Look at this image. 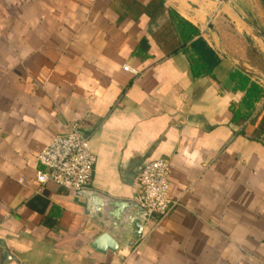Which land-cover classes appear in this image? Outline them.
Masks as SVG:
<instances>
[{
    "label": "crops",
    "instance_id": "0c3cea01",
    "mask_svg": "<svg viewBox=\"0 0 264 264\" xmlns=\"http://www.w3.org/2000/svg\"><path fill=\"white\" fill-rule=\"evenodd\" d=\"M247 20L264 30V0H0V264H264V95L250 115L231 78L264 88ZM200 37L210 75L193 72ZM74 124L108 196L135 200L143 168L169 160L181 205L133 246L94 250L85 198L36 181Z\"/></svg>",
    "mask_w": 264,
    "mask_h": 264
},
{
    "label": "built area",
    "instance_id": "2783aa9c",
    "mask_svg": "<svg viewBox=\"0 0 264 264\" xmlns=\"http://www.w3.org/2000/svg\"><path fill=\"white\" fill-rule=\"evenodd\" d=\"M124 69L133 74L139 73L130 65H125ZM37 159L41 168L37 170L36 181L40 186L55 183L76 192L89 188L97 162L89 138L83 135L77 124L52 138ZM169 170V160L161 158L148 163L138 179L135 200L150 210L152 216H166L181 205L180 199L172 195Z\"/></svg>",
    "mask_w": 264,
    "mask_h": 264
},
{
    "label": "water",
    "instance_id": "95a60500",
    "mask_svg": "<svg viewBox=\"0 0 264 264\" xmlns=\"http://www.w3.org/2000/svg\"><path fill=\"white\" fill-rule=\"evenodd\" d=\"M247 23L264 43V30L250 20ZM77 194L85 198L87 210L98 224L99 235L91 242V247L98 252L133 246L152 217L151 211L136 200L114 198L90 188Z\"/></svg>",
    "mask_w": 264,
    "mask_h": 264
},
{
    "label": "trees",
    "instance_id": "16d2710c",
    "mask_svg": "<svg viewBox=\"0 0 264 264\" xmlns=\"http://www.w3.org/2000/svg\"><path fill=\"white\" fill-rule=\"evenodd\" d=\"M191 29V35L187 37V41H190L194 35L199 34V30L194 26L188 24ZM202 46L200 49L199 46ZM190 51L196 58L191 56V61L193 62V72L196 75H210L212 74L214 68L219 63V57L209 48L207 43L198 38L196 41L192 42ZM231 78L236 82L237 91L244 93L242 99V105L251 113L255 110L256 103L263 98L264 88L261 87L256 82L252 81L249 76L244 74L242 71H235L231 74ZM237 118L240 116V110L235 112ZM247 116V115H246ZM245 116V118H247Z\"/></svg>",
    "mask_w": 264,
    "mask_h": 264
}]
</instances>
